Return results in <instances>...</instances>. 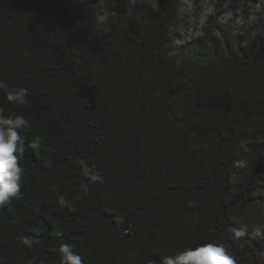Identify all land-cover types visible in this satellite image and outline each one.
<instances>
[{
	"label": "trees",
	"instance_id": "1",
	"mask_svg": "<svg viewBox=\"0 0 264 264\" xmlns=\"http://www.w3.org/2000/svg\"><path fill=\"white\" fill-rule=\"evenodd\" d=\"M28 1L33 10L41 4L34 45L17 31L27 25L21 14ZM184 3L148 0L139 13L154 45L144 50L138 76L150 99L137 104L126 95L134 92L130 82L123 94L97 93L90 58L102 53L121 66V26L136 14L127 0H114L110 23L83 0H0V16L15 29L0 27V264H135L132 247L146 264H217L229 229L264 252L254 234L239 233L231 221L238 208L250 207L264 178V141L248 155L237 194L236 154L229 159L241 144L244 114L256 98L264 104V48L251 58L240 45V61L230 44L220 50L214 40L159 51L154 34L176 27ZM53 24L66 35L55 34L58 56L48 60L39 42ZM231 67L237 71L230 74ZM210 75L230 109L226 121L212 101L193 108L178 97ZM159 108L180 130L170 141L195 161L196 176L181 169L169 175L143 139L137 126ZM203 117L214 139L208 152L195 140Z\"/></svg>",
	"mask_w": 264,
	"mask_h": 264
},
{
	"label": "rangeland",
	"instance_id": "2",
	"mask_svg": "<svg viewBox=\"0 0 264 264\" xmlns=\"http://www.w3.org/2000/svg\"><path fill=\"white\" fill-rule=\"evenodd\" d=\"M89 3L92 10L100 12L103 20L107 23L114 20V0H83ZM136 8V14L130 17V20L124 22L121 26L124 35L120 36V51L116 55L121 57V66H116L107 61L106 55L102 53H90L91 61L94 62L97 69L98 86L97 93L103 97L109 96L108 92H117L123 94L127 90V83H133L134 92L127 91V97L134 100L137 104L143 103L144 99H150L145 95L143 86H139V67L141 59L144 57V50L152 48L154 45L151 35L137 23L139 13H146L148 0H127ZM41 4L33 10V4L28 1V10L22 13L25 17V25L20 30L24 40L30 45H34L35 40L39 39V20L41 14ZM110 20V21H109ZM7 20L0 16V27L5 32H15L12 26L5 25ZM4 25V26H3ZM50 25V23H49ZM48 25V34L42 32L43 38L39 45L46 54L48 60H53L58 56V45L60 39L66 35V27L63 31L61 25ZM39 31V32H38ZM169 31V36H167ZM60 32V39L54 41L55 34ZM261 35V40L257 36ZM157 39L159 51L168 48L180 49L190 42H198L205 48L211 40L219 44V49L225 48L230 44L232 52L239 55L241 60L242 53L238 50L247 49L249 57H254L259 50L264 48V0H185L184 10L179 16L178 23L173 29H166L165 32L154 34ZM153 38V37H152ZM149 39V41H147ZM155 39V40H156ZM143 42L145 46H142ZM211 44V43H210ZM252 44V45H251ZM238 50V51H236ZM126 51L127 55H124ZM154 51V50H153ZM237 55V56H238ZM264 58V57H263ZM264 69V61L260 63ZM237 71L231 67L230 74ZM227 76V75H226ZM235 76V75H234ZM133 78L134 81H132ZM151 78L156 80V71L151 65ZM214 79L211 75L205 79H199L178 94L180 99L190 101V106L195 108L196 105H204L205 99L212 101L222 114L223 121L230 116V109L226 106L227 102L223 101L214 91ZM151 84V83H150ZM153 94L160 95L161 88L156 82H153ZM142 93V94H141ZM108 98V97H106ZM255 100V99H254ZM122 103L121 100H119ZM128 115L131 113V109ZM199 127V135L195 138L197 143L202 142L205 148L211 151L214 146L212 132L206 127L204 117ZM207 119V118H206ZM148 121L139 123V131L147 145L152 148L153 157L167 169V173L172 174L178 170H188L190 177L196 176V163L182 154L181 146L170 141L173 135L181 134L172 122L168 112L159 108L155 113L147 117ZM242 124L244 126L241 144L229 156L236 154L234 159V174L231 178L234 193L241 191L243 183V170L247 166L248 155L253 148L260 142L264 141V104L261 99L252 102V108L244 114ZM192 139V142H195ZM170 141V142H168ZM169 143V144H168ZM213 153V151L211 152ZM140 192V191H139ZM128 193V192H127ZM126 193V195H127ZM132 194V192H131ZM133 195V194H132ZM250 207L238 208L231 215V221L236 225L239 233H251L255 235L259 248L264 249V178L257 188L254 200L250 202ZM184 217L186 214L184 213ZM132 261L135 264H146L142 253L135 247H132L130 253ZM217 264H264V252L255 250L253 245L247 241H238L234 239V231L229 229L221 239L219 248L216 253Z\"/></svg>",
	"mask_w": 264,
	"mask_h": 264
}]
</instances>
